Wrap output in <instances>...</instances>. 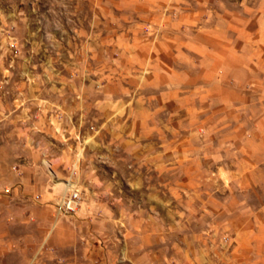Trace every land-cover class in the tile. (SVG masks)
<instances>
[{
	"label": "rangeland",
	"instance_id": "1",
	"mask_svg": "<svg viewBox=\"0 0 264 264\" xmlns=\"http://www.w3.org/2000/svg\"><path fill=\"white\" fill-rule=\"evenodd\" d=\"M233 7L250 32L226 95L150 45L182 12L226 26ZM263 25L264 0H0V116L19 113L54 197L78 189L103 264H264Z\"/></svg>",
	"mask_w": 264,
	"mask_h": 264
},
{
	"label": "crops",
	"instance_id": "2",
	"mask_svg": "<svg viewBox=\"0 0 264 264\" xmlns=\"http://www.w3.org/2000/svg\"><path fill=\"white\" fill-rule=\"evenodd\" d=\"M199 20L193 13L182 12L179 20L172 23L176 28L164 30L162 44L153 41L150 45L154 49L156 45L171 49L169 60L167 52L164 54L167 65L173 63L172 56L175 61L187 51L188 56L195 57L187 62L188 67H194L187 82L207 94L226 95L227 75L237 68L236 32L243 31L245 36L250 31L237 27L234 7L227 10L226 26L224 21L210 24L204 19L198 23ZM259 30L262 33L264 25ZM1 112L0 264H103L93 254L91 232L83 229L84 223L74 213H57L55 203L59 198L53 196V188L59 187L49 179L55 171L47 163L49 168H45L40 153H28V140L17 119L19 113L10 107ZM14 141L18 143L16 151H12Z\"/></svg>",
	"mask_w": 264,
	"mask_h": 264
},
{
	"label": "built area",
	"instance_id": "3",
	"mask_svg": "<svg viewBox=\"0 0 264 264\" xmlns=\"http://www.w3.org/2000/svg\"><path fill=\"white\" fill-rule=\"evenodd\" d=\"M80 203V194L76 187H68L64 195L55 203L57 213H72Z\"/></svg>",
	"mask_w": 264,
	"mask_h": 264
},
{
	"label": "bare ground",
	"instance_id": "4",
	"mask_svg": "<svg viewBox=\"0 0 264 264\" xmlns=\"http://www.w3.org/2000/svg\"><path fill=\"white\" fill-rule=\"evenodd\" d=\"M70 186H74V185H70Z\"/></svg>",
	"mask_w": 264,
	"mask_h": 264
}]
</instances>
